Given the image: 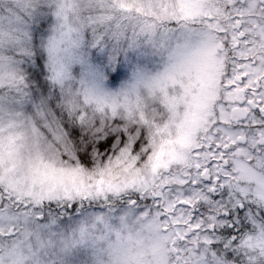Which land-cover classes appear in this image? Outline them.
I'll use <instances>...</instances> for the list:
<instances>
[{"label":"snow or ice","instance_id":"6c2138e0","mask_svg":"<svg viewBox=\"0 0 264 264\" xmlns=\"http://www.w3.org/2000/svg\"><path fill=\"white\" fill-rule=\"evenodd\" d=\"M0 264H264V0H0Z\"/></svg>","mask_w":264,"mask_h":264}]
</instances>
